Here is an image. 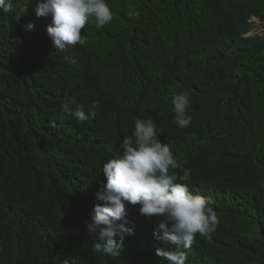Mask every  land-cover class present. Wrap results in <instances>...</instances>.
<instances>
[{"label": "trees", "instance_id": "1", "mask_svg": "<svg viewBox=\"0 0 264 264\" xmlns=\"http://www.w3.org/2000/svg\"><path fill=\"white\" fill-rule=\"evenodd\" d=\"M35 1L0 10V264H171L156 255L177 250L154 238L160 218L139 206L126 212L134 234L120 256L94 253L85 227L103 206V165L137 119L154 121L190 172V192L213 202L216 231L178 249L186 264H264V36H246L250 17L264 25V0H108L114 24L64 51ZM158 73L163 81L150 85ZM133 74L140 101L115 95ZM180 93L185 128L171 103ZM69 99L84 123L63 111Z\"/></svg>", "mask_w": 264, "mask_h": 264}, {"label": "clouds", "instance_id": "2", "mask_svg": "<svg viewBox=\"0 0 264 264\" xmlns=\"http://www.w3.org/2000/svg\"><path fill=\"white\" fill-rule=\"evenodd\" d=\"M33 6H37V17L51 15V25L46 28V34L59 51H64L66 46H83L88 30L100 31L103 26L115 21L114 10L108 0H36ZM21 8L27 11L26 5ZM0 10L11 12V0H0ZM248 23L252 25L246 36H264V25L259 18L252 16ZM256 26L263 29L262 34L252 30ZM28 28L31 29L32 25ZM162 81L163 76L158 73L154 74L149 84L159 85ZM139 91L140 86L133 74L118 83L115 95L129 93L134 100L140 101ZM171 103L177 127H188V94L173 95ZM91 107L96 109L97 103L94 102ZM63 111L70 112L80 123L88 118L83 106L78 105L75 99L64 103ZM95 115V111L88 114L91 117ZM52 126L56 125L53 123ZM120 150L121 154L103 165L106 183L97 195L103 206L97 204L94 207L91 223L85 226L89 235L98 240L92 251L109 257L120 256L125 237L134 234V226L126 227L129 224L126 212L131 211L132 206H139L140 215L160 218L153 232L154 238L177 249L158 248L156 255L171 264H186V252L178 249H191L197 235L211 239L216 231L219 220L210 206L213 202L190 192L184 183L190 179V172L176 161L170 147L159 141L157 126L152 119H137L134 132L123 138ZM63 264H78V259H65Z\"/></svg>", "mask_w": 264, "mask_h": 264}, {"label": "rangeland", "instance_id": "3", "mask_svg": "<svg viewBox=\"0 0 264 264\" xmlns=\"http://www.w3.org/2000/svg\"><path fill=\"white\" fill-rule=\"evenodd\" d=\"M252 30H255V32L260 33V34L263 33V29L259 26L253 27Z\"/></svg>", "mask_w": 264, "mask_h": 264}]
</instances>
